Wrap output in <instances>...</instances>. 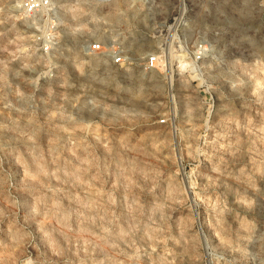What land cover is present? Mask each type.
Here are the masks:
<instances>
[{"label":"rangeland","instance_id":"1","mask_svg":"<svg viewBox=\"0 0 264 264\" xmlns=\"http://www.w3.org/2000/svg\"><path fill=\"white\" fill-rule=\"evenodd\" d=\"M177 1L0 0V264H264V0Z\"/></svg>","mask_w":264,"mask_h":264},{"label":"built area","instance_id":"2","mask_svg":"<svg viewBox=\"0 0 264 264\" xmlns=\"http://www.w3.org/2000/svg\"><path fill=\"white\" fill-rule=\"evenodd\" d=\"M102 3H108L113 0H99ZM179 8L187 6V0H178ZM15 4V3H14ZM15 11L19 14L20 19L26 20L28 23L36 24V32L34 41L39 45L44 53H49L54 49L57 37V13L54 0H19L16 2ZM178 11L174 16L173 23L186 25L184 15ZM90 51L106 50L103 43H92L86 47ZM113 63H124V56L119 50H113L111 55ZM158 56L151 55L145 62L146 69H153L158 64ZM164 122V120H162Z\"/></svg>","mask_w":264,"mask_h":264},{"label":"bare ground","instance_id":"3","mask_svg":"<svg viewBox=\"0 0 264 264\" xmlns=\"http://www.w3.org/2000/svg\"><path fill=\"white\" fill-rule=\"evenodd\" d=\"M17 1H19V0H17ZM152 1H153V0H152ZM15 7H16V4H15ZM115 16H116V15H115ZM89 45H90V44H89ZM89 45H88V46H89Z\"/></svg>","mask_w":264,"mask_h":264}]
</instances>
